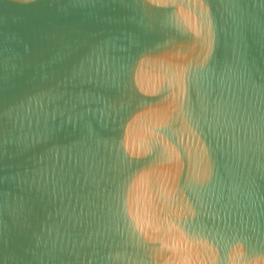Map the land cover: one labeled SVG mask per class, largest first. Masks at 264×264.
<instances>
[{
    "label": "water",
    "instance_id": "obj_1",
    "mask_svg": "<svg viewBox=\"0 0 264 264\" xmlns=\"http://www.w3.org/2000/svg\"><path fill=\"white\" fill-rule=\"evenodd\" d=\"M0 264H264V0H0Z\"/></svg>",
    "mask_w": 264,
    "mask_h": 264
}]
</instances>
